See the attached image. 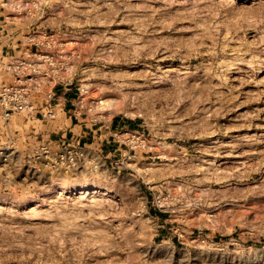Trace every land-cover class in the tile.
<instances>
[{
  "label": "rangeland",
  "instance_id": "obj_1",
  "mask_svg": "<svg viewBox=\"0 0 264 264\" xmlns=\"http://www.w3.org/2000/svg\"><path fill=\"white\" fill-rule=\"evenodd\" d=\"M2 6L22 12L10 33L53 30L69 60L53 102L0 122V264H264V0ZM68 100L123 121L83 168L51 161ZM81 184L97 189H63Z\"/></svg>",
  "mask_w": 264,
  "mask_h": 264
},
{
  "label": "built area",
  "instance_id": "obj_2",
  "mask_svg": "<svg viewBox=\"0 0 264 264\" xmlns=\"http://www.w3.org/2000/svg\"><path fill=\"white\" fill-rule=\"evenodd\" d=\"M17 7L20 8L21 5ZM2 8L5 9L4 6ZM15 13L13 17L3 15L4 24L0 27V37L10 41L5 45L0 38V122L4 124L23 114L33 118L32 113L41 106L43 95L47 98L46 101L53 102L56 92L54 89L44 91L43 85L52 83L54 79L59 80L66 70L65 62L69 60V57L66 59L64 55L61 56L65 52L67 54L66 41L53 30L31 28L30 25L27 28L29 31L10 33L7 19L17 18L15 16L22 12ZM22 35L23 39L19 38ZM59 53L60 60L57 58ZM79 91L87 93L86 89L80 88ZM57 143L56 146L54 144V158L51 160L54 168H83L90 158L88 148L79 140L68 142L61 139ZM7 156L5 150L1 149L0 157L7 160Z\"/></svg>",
  "mask_w": 264,
  "mask_h": 264
},
{
  "label": "crops",
  "instance_id": "obj_3",
  "mask_svg": "<svg viewBox=\"0 0 264 264\" xmlns=\"http://www.w3.org/2000/svg\"><path fill=\"white\" fill-rule=\"evenodd\" d=\"M4 13V10H2V7H0V27L3 26L4 20L2 18ZM2 31L0 30V36H1ZM1 41L8 42L7 38L0 37ZM64 90V89H63ZM67 90V89H66ZM61 91L60 94L58 95L59 98H65V95H67V91ZM68 96L71 97L73 96L72 93H68ZM71 100V99H70ZM70 102V109L68 111H65L66 114V123L62 131V133L55 139V140H61L65 139L68 142L73 141V140H79L81 144L89 146L94 144L96 140H101L103 142V145L105 146L107 142H109V135H112L113 132H116L118 130H124L122 127V120H118L116 118H113L111 120L110 124H105L101 126H96L92 122L89 121V118H84L83 116H80V113L76 112V109L73 108V103ZM70 114V115H69ZM105 128V129H104ZM103 131L107 132L106 134L103 133ZM109 131V133H108Z\"/></svg>",
  "mask_w": 264,
  "mask_h": 264
},
{
  "label": "bare ground",
  "instance_id": "obj_4",
  "mask_svg": "<svg viewBox=\"0 0 264 264\" xmlns=\"http://www.w3.org/2000/svg\"><path fill=\"white\" fill-rule=\"evenodd\" d=\"M119 106L118 101L113 98H109V99H105L101 102L100 104V111H110V112H114L116 109H118L117 107ZM109 112V113H110ZM63 189H67L68 190H73L75 193H83V194H91L93 193L94 190H96L97 188L95 187V185H85V184H81L78 185L76 187H63Z\"/></svg>",
  "mask_w": 264,
  "mask_h": 264
}]
</instances>
